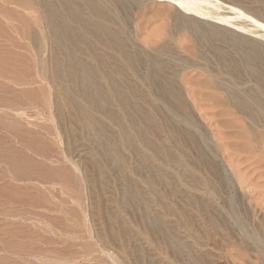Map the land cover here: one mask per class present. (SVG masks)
Returning <instances> with one entry per match:
<instances>
[{"label":"rangeland","instance_id":"rangeland-1","mask_svg":"<svg viewBox=\"0 0 264 264\" xmlns=\"http://www.w3.org/2000/svg\"><path fill=\"white\" fill-rule=\"evenodd\" d=\"M100 1L104 2L107 5V3H106L107 0H100ZM145 1H146V3H145ZM188 1L189 0H186L185 2H188ZM195 1L196 0H194V1L190 0V3L193 5V3ZM199 1H200V3L202 1L203 3H201L202 5L200 3L198 5L201 8L204 7L203 8L204 10L201 9V10H203V12L199 10L201 13L199 12L197 14V12H198L197 10L199 7L194 5L196 7V9L194 6H193L194 9H193L191 7L192 5L189 2L185 3L186 5L190 4L189 7L185 5L186 6L185 8H184V6H182V8H180L178 6V8H180V12L184 13V11H185V14H187V12L189 11L187 16H190V15L191 16L192 15L199 16V14L201 16H203V14H204V16H205V12H207L206 15H208V13L210 14L209 16L213 15L214 18L213 17H210V18L213 19L214 21L209 20V19H204V21L209 22V24H210V22L215 23L217 21L216 18L218 19V17L225 18L224 23L220 24V26H221V27H219V29L221 28L220 30H223L226 33H229L226 30L238 31V29H239V31L237 32L238 33L237 36H239V37L236 36L237 38L241 37L242 39L245 38L247 40H249V38H250L251 39V40H249L250 44L253 43L252 41H256V43L260 44L259 41H261L262 46H264V37H263L264 36V30H263L264 29V18L262 17V15H258L259 13L257 11H256L257 12V15H256L255 11H253L250 8L252 5L254 7V5L257 4L258 6L256 5L254 8L260 9L261 6L262 7L264 6L261 4V3H264L263 2L264 0L263 1L259 0L256 3H255V0H237V1L236 0H210L208 3L209 4L213 3V5H212L213 7L209 6L207 4V0H198L197 2H199ZM216 1H218V2L220 1V3L216 2ZM141 2H142V4H139V2L137 3L140 6L139 5L137 6V4L131 5L130 8L132 10L129 9L127 12H125L126 14L123 12V10H121L122 14L119 13L120 11L117 12L118 9L116 10V12L119 13V15H121V16H119L120 23H121V20L122 21L126 20L125 22H123L125 25L123 23L121 25H123V27L128 25L127 29L131 30V31H128L124 27L126 34L128 35V33H129L128 37H129L130 41H132V43L130 42L131 43L130 45L132 46V44H133L134 47L133 46L132 47L135 48V50H138V49H139L138 51L142 50L140 52L145 53V54H149L148 51H153V50L158 51V49H160V48L157 49V47H159V45L164 46L165 44L168 45L169 47H171L172 49H174V48H176L175 50L178 49V51H176L175 55L173 54L174 51L173 52H172V50L168 51V52L171 51L170 54L171 55L173 54L172 56H174L175 59H174V57L169 55L168 52L166 53L174 61H172V59L169 56L166 59H168L167 61H169L171 59V61L174 62V67H172V68H175V65L177 68V64H175V62L180 63L181 61L184 62V64L186 66L181 62L182 64L179 67L182 69H185L184 67L188 68V70H184L185 72H183L182 69L179 70L180 69L179 67H178L179 69L177 68L179 71L177 73L178 74L180 73L181 75L179 74L177 76L178 80H177V78H176V80L177 81L180 80V81L177 82L176 85L177 84L179 85V83H180V86H182V88H180V86L177 85V87H179L180 90L183 89V93H182V91L179 90L181 97L184 95V93H186L185 94L186 96H183L182 98L186 100L188 105H190L189 106L190 116L193 113H195L191 117H193V119L196 118L195 123L198 122L197 123L198 125L196 124L198 126V128L201 127V129L199 128L200 130H202L203 132L206 131V133L208 135L213 136V139L215 142L213 141V139H212V141L214 142V144L217 145L216 146L217 150H219L218 151L219 152L218 153L219 158H216V160L218 163H224L226 169L228 170V173L230 174L231 178H233L232 180L236 184V187H237L236 190H238L237 192L233 190V194L236 197L235 203L237 204L238 202H240L239 203L240 206H243L241 204V203H243L246 207L249 206L248 209L252 208V209H250V211H248V209H246L245 206H243L245 208H243V207L241 208L237 204V206L241 208V209L238 208V210L240 209V215L242 214L244 216L243 218H246L247 214L251 213L250 215L252 217L249 215L250 217L248 216L246 218V219H248V222L246 219H244L243 221L246 224L248 223L247 224L248 226H250V222H251V224H252L250 226L251 231L257 230L260 225H263V227H264V212H263L264 211V198H262L264 196H262V194H261V193L264 194V189H262V186L264 188V178H263L264 169H262L264 167L263 166V164H264V151H263L264 150V147H263L264 143L259 142L260 143V146H259V143L256 142L259 146L258 147L257 145H254L256 143L253 139H251V138H253L254 133L255 134L257 133V130H258V132H260V128L258 126H257L258 128L253 126L254 124L251 123L252 121H250L251 119H250V116H248L249 114L247 115V112L246 113L244 112L245 113V115H244L240 111H237L238 109L236 107H232V105L230 107L229 106L230 104H227L228 99H226V98H228L227 97L228 93H225L226 91L225 92L220 91L221 94L224 92V94H222L223 96H221L219 94V92H217L218 94L215 93L214 91L216 89H214V88H213L214 91H212L211 90L212 88L211 89L209 88L211 86V83H212L211 80L212 79L210 77L208 78L207 73L203 72L205 70H201L202 73L200 72L201 65L203 66V69L207 66L211 67L213 65L216 68V70H218V68H217L218 62H216L217 58H215L216 56L214 54L215 53L214 49H216V51H217V49H225V47H227V46H225V44L223 45L222 43H226L229 39H232V40H234V43L232 40H231V42L234 45V44L238 43L237 42L238 39L235 38V35H234L233 38L230 37L229 39H227L226 37L224 39L219 38L220 42H217V41H219L218 38L209 37V40L211 39L212 41H214V39L215 40L218 39L216 41L217 45H218L217 46L216 42L212 43L211 40L209 41L208 39H206L208 37H204L203 38L204 40H202V38H199L198 35H196L195 33H194L195 35L193 37V31L188 32V30L190 31V29H188V30L186 29L187 31L184 29H182L183 31L180 30V31H182V32H180L181 35L179 34V29L177 31L174 29L175 30L174 31L175 34H174V32L172 30L174 28L173 24H174L175 20L172 21L171 19L174 18V16L172 14H175V12L177 13L178 11L176 10L173 3L169 2V1H165V0H163V1L162 0H141ZM214 3L216 6L214 5ZM108 4H109V1H108ZM195 4H196V2H195ZM225 4L227 7L225 6ZM134 5H135V7H134ZM231 6H233V7H231ZM190 7H191V11H190ZM229 7L233 8V9L230 8L231 10H228ZM235 7L237 10H235ZM262 7H261V9H262ZM174 10H175V12H174ZM192 10H196L195 14H194V11L192 12ZM233 10L235 12L237 11L238 14L234 13ZM248 10H251V11H248ZM165 11H166V13H165ZM226 11H227V13H226ZM238 11H241V12L244 11L245 16H244V14H243V16H242V14H239ZM191 12H192V14H191ZM223 12H225V13H223ZM160 13H161V15H159ZM220 13H222V14H220ZM248 13L250 15L249 18H248ZM123 14H125V15H123ZM145 15H146V17H145ZM157 15H159V16H157ZM240 15H241V17H240ZM125 16H126V18H125ZM227 16H228V18L231 17L230 20L228 18H226ZM166 17H168V18H166ZM246 17L248 18V20L246 19ZM134 18H136V19H134ZM163 18H164V20H163ZM165 18L167 20L171 18L169 21L172 22L173 24H170V22L168 24V21H166ZM251 18H253L252 22L249 21V20H251ZM227 19L229 21H227ZM254 19L255 20L257 19L256 20L257 23ZM138 20L140 22H138ZM204 21H202V22H204ZM164 22H166V23H164ZM225 22L229 23V24L224 25V24H226ZM213 23H211V24H213ZM167 24H168V26H167ZM254 24H256V25L254 26ZM258 24L260 26H258ZM164 25H166V26H164ZM169 26L172 28H169V30L168 29L166 30V28H168ZM240 26H242L246 30V32H244L245 30L243 28H241ZM47 27L48 26H47L46 21L43 17L42 10L37 6V4L35 3V0H0V264H129V258L122 251V247H120V246H122V241L124 239L122 237H120V235L118 236V234L117 235L111 234L112 231H109L110 230L109 229L110 222H109L108 216L112 215L113 213H114L113 215H116L118 217H121L123 215L122 216L123 218H121V219H125L124 222H126V223H124V224L125 225L127 224L126 226L129 230L130 229L132 230V231L130 230L131 232L129 234V236H130L129 238H131L132 236H134V238H135V240H134L135 242L132 241L133 242L132 248L133 249H139L140 247H142L140 249H143L146 251L147 258L149 259L148 261H146V262H148V264H185V263L188 264L187 263L188 258L184 259V257L179 256V255H177L178 256L177 257L175 255L176 252L172 251L171 248L169 249L168 246H166L164 244L165 242L163 240V237L162 236L157 237L155 230H152L150 233L148 230H146L147 228L145 227L146 224L144 222V214H143V213H145V209L143 206L139 207L140 205H137L134 203V204H132V206L127 207L125 204L120 203V201H121L120 199H122L121 197L123 196V198H124V196H125L124 193H123L124 195L121 194L122 191L120 190V188L122 187L121 184L124 182H126L127 184L124 183L125 186L123 185L122 190L128 188L129 186H133V187L135 186L136 188H138L140 190V192H142L145 195V197L149 198L153 194L156 195V197H154V198L155 199L157 198L156 202L158 200L159 201L156 203L155 199H154L155 203H153L151 205L150 212L152 210L155 212V213L151 212V214H153L154 218L161 217L162 216L161 214H163L162 218H165L164 223H166L167 229L169 228L168 229L169 231H172V232L174 231L173 235L176 234L175 237L179 236L178 238L184 242H186V239H188L187 242L194 243L195 239L193 237L198 238L199 233H200V232H197V230L198 231H199V229L202 230L201 233H203L202 234L203 236L201 235V237H202L201 241H203L204 246H203V248H200V250H199V248L196 250H193V253H195V254H192V256H190V261L192 260L195 263L194 262L192 263V261H191L190 262L191 264H198L199 261L196 260V256L200 257V254H201V256L204 257V253L205 252L207 253V251H208V253L205 254V260H208V258H211V259H209L210 261L208 260L207 262L204 261L205 264L208 262L211 263V261H212L211 264H260V261L257 263V261L255 260L258 257L257 252H255L256 255H254V253H253L254 250L251 251V249L249 248V246L246 243H241V242H243V238H242L243 236L242 235H245L246 233L240 227H239V229H240L239 230L238 229L239 225H237V224H236L237 225V228H236L234 221L231 222L229 220L230 223L225 222L226 225L224 223L223 229L225 226H227V223H228V226H227V228L225 227L224 231L221 230L222 228L217 229V231H216V230H213L212 227L210 229L209 224H207L208 222L206 221L207 222L206 223L205 220L200 218V216H198L200 221L197 219V215H198L197 210H195L196 209L195 206H193L192 203H190V201L187 200V198L189 197V195H191L193 193H196L200 197L202 195V197L207 198V196L203 190H198V192L200 191L199 192L200 195H199L197 191L195 192L189 186H188V188H186V186L178 183L175 185V188L177 186L176 189H178V191L181 189V191H184L186 194H182L183 193L182 192L181 193L182 195L180 194L181 196L178 194L179 197L177 195H175V197H174V195L169 193V190L163 184H160L158 181H156V183L158 185L156 183H154V181H152V183L155 184V186L153 184L151 185L154 189L152 187L146 186L145 184L139 183V182H143L149 176L148 172H149V174H151V172L153 170H155V167L157 169L162 167V169L164 171H167L165 163L163 162L164 158H161V157H163L161 154H157L156 152L149 150L150 152H153V154L154 153L157 154V155H155L156 156V158H155V156H153L152 153H150L149 151H146L147 153L149 152L148 154L150 156L155 158V159L152 158V161L150 162L151 165L149 164L150 166H153V164H154V166L152 167L153 169L151 167H149V165H147L150 168V170H149V168H146L147 166H145L142 169H144L145 171L148 170L147 172H145L143 170L138 171V169L136 170V168H135V165L138 164V160H137V157L135 156L136 154H135L134 150L132 148H128V150L124 149L127 151L126 152L122 149V147H120V143H118V146L120 148L118 146L115 148H116V150L119 148V151L123 150V151H121L123 153L119 152V154L122 157V154L125 153V155H123V158H125L124 160H126V161H124L125 164L126 165L128 164L126 166L127 171L128 170L130 171L132 169L130 172L129 171L128 172H129V174H131V172L133 171V174H131V177H129L130 175L127 172V174H128L127 177H126V175L122 176L118 172L119 170L117 167H115V166L111 167V165L109 166L108 162H106L105 159H103L104 160L103 164H105V163H106V165L108 164V167H110V168L107 170V168H106L107 166L101 164L102 166H104L103 167L104 172L102 174V175H104V178L102 177L104 181L101 179L104 183H102V184H108V185H106V186L104 185V186H102L103 188L102 187L100 188V186L102 184L100 182L97 183L95 181L96 180V173L94 171L92 160H93V154H94L95 150L100 145L99 143H101V145H103L104 141L98 140V139H96L97 140L96 141L95 139H92L87 132L82 130V128H80L81 126H80L78 117L76 115H74L71 111H69L68 103L66 104L67 101L64 100L62 97H60L59 94H57L58 88H59L58 84H60V83L58 81L56 83V81H54L52 78V54H53L52 53L53 52L52 47H54V46L51 44L52 40L50 39V34H49ZM164 27H166V28H164ZM209 27H210V25H209ZM170 29H172V30H170ZM184 31H186V33ZM176 32L179 34V36H177L178 34ZM169 33L170 34L172 33L171 36L169 35ZM173 36H174L175 40L173 39ZM130 37H132L133 39ZM168 37L170 38V40H168L169 42L167 41V39H169ZM212 38H214V39H212ZM255 38H256V40H255ZM162 39L165 40L167 43H164L165 41L162 42ZM196 39H199V40H197L198 43H197V41H194ZM205 39L208 40V42ZM225 39H227V40H225ZM242 39H239V40H242ZM172 40H174V41H172ZM222 40H225V41L222 42ZM170 41H172V43ZM204 41H205V43H204ZM249 41L248 42L244 41L245 45L244 44L242 45L239 43L234 45V47L235 46L239 47L238 50L235 48L239 52V54H237L238 52H235V50L232 49L233 45L231 42H229L230 44L228 45V47L226 49H229V51H228L229 53H232L234 51L236 54L232 53V55H231V54L227 53V50L225 49L227 55H229L230 58H232L233 56L235 57V55H239V56H236L235 59H234V57L232 58L235 61H238L239 58L241 60L242 59L245 60L246 57H244V56H246L245 54H247V53L244 52V48H245L244 46L247 47L248 50L247 49H245V50H247V52L249 54V50H250ZM201 42H202V47L200 46ZM162 43H164V45ZM168 43H170V45L171 44L172 45L170 46ZM173 43H175L176 47L173 46ZM194 43H196V44H194ZM204 44H205V46H204ZM207 44H208V46H207ZM211 44H214L216 47L214 45L212 46ZM210 45H211V47H210ZM239 45L243 46V47L241 46V49L243 50V52L239 51V50H241ZM193 46H194V48L196 47V49H198V50L200 49L199 50L200 52L203 50L202 56H200L202 53L200 55L198 54L199 52L197 53L200 57H203V56L210 57L213 53L212 56H215V57H213L214 59L211 58L212 56L209 59H207V57L206 58L204 57V58H202V60H203L202 61V60H200L201 58L198 55H195V56L192 55L191 56V54H196L195 52L198 51V50H191ZM199 46L203 49H201ZM220 46H222V47H220ZM223 46H224V48H223ZM229 46H232V47H229ZM188 47H191V48H188ZM212 47H214V49ZM207 48H209V51H207L208 50ZM210 48H212V51H213L212 53H211ZM105 49L106 48L101 49V50L104 51ZM204 49L207 52H204ZM230 49H232V51ZM185 50H188V51L191 50V52L189 51V54H188L187 53L188 51L186 52ZM105 51L108 55L105 52H102V53H104L105 55H107L109 57L112 54L113 55L111 57L114 56V52L112 50L106 49ZM155 51H153L152 53H154ZM192 51H194V53H192ZM111 52H113V53H111ZM146 52H148V53H146ZM208 52H210L211 55ZM109 53H111V55ZM152 53H150V54H152ZM178 53H180V58H182V56H184L183 59H185L186 61L188 58L192 65L189 64L190 63L189 60L187 61L189 63H187L183 59H180L181 60L180 62L177 61V60H179V56H177L178 58L176 57V54L179 55ZM182 53L183 54L185 53L186 55H183ZM205 53H207L208 55H205ZM165 55H163V57ZM185 56H186V58H185ZM83 57L85 58L86 56H83ZM237 57H238V59H237ZM212 59L214 60V62ZM240 59H239V61H241ZM244 60H242L241 63H244L243 62ZM209 61L212 62L211 65H210ZM235 61H234V63L239 64V66L236 67V71H234L235 66H233L234 70L232 69L233 68L232 67L231 68L232 70L230 69L229 71H227L226 74L230 73L227 75V77H226L225 72H223L224 74L222 73L226 77V79L223 78L224 77L223 75L220 77V79L222 78V79L227 80V78H230L225 82H228V81L231 82V80H232L231 83H233L234 86L237 85L236 87H238V90L240 92L245 88L244 90H246V91L243 93H245L247 95V96L246 95L245 96L248 97L249 95H252L251 94L252 91H249L250 89L249 90H247V89L250 87L252 88V86L254 87L255 84H253L251 82V80H253L251 78V76H250V79H247V78H249V75L247 73L245 75V72L243 73L244 70L243 69L241 70L242 66L240 67V65H244V64H240L239 61L238 62H235ZM203 62L206 66L203 65ZM234 63H233V65H234ZM193 64L197 65V67L193 66ZM183 65H184V67H182ZM188 65H190L189 67H191L192 69H194V67H195L197 70L190 69L188 67ZM214 67L212 68V70H215ZM176 68L174 70L177 71ZM172 70L173 69H171L169 72L171 73ZM239 70H241L242 73ZM176 71H174V72L176 73ZM181 71H182V73H181ZM231 72H233V74H231ZM235 72H238V73L240 72V74L238 75V73H235ZM175 73H174V76L176 77L177 73H176V75H175ZM172 74H173V72H172ZM200 74H203L205 76V78H203L204 77L203 75L200 76ZM235 74L238 75L237 76L238 78L235 76ZM242 74L247 76L246 79L243 78L244 75H242ZM198 75L200 76V78ZM229 75L230 76L233 75V76L228 77ZM195 76H198V77L196 78ZM239 76L241 78H243L242 80L245 81L244 83L247 86L246 85L243 86L244 83L242 84L240 82L242 80L239 78ZM175 77H174V79H175ZM187 77H189V78H187ZM201 77H202V80L198 81L199 79H201ZM232 77L233 78L236 77L235 79L240 80V81H236L234 79V81H235V83H234ZM193 78H196L198 80L194 79V81H193ZM191 79H192V81H191ZM206 79H208V81ZM176 80H175V82H176ZM187 80L189 82L190 81L191 82L188 83ZM205 80L207 81V83L209 81L211 82V83H209V86L207 84V86H205V89H204V91H205L206 87H207V90L209 92L207 90L205 92L201 91V90H203L201 87L206 85V84L199 83L200 88L197 85L194 86V84H198V82H201V81H203V83L206 82ZM246 80L250 81L249 84H248V81H246ZM195 81H196V83H195ZM230 82H228V83H230ZM238 82H239V85H238ZM253 82H254V80H253ZM183 83H185V84H183ZM241 84H242V89L240 90L239 87H241ZM248 85H249V87H248ZM183 86L186 88H184ZM193 86L198 87L199 89L194 88ZM210 90L213 92V94ZM194 91H195V93H194ZM216 91H219V90H216ZM247 91L250 92L249 95L247 94ZM196 92H197V94H196ZM192 93H194V94H192ZM207 94L210 95L209 98H208ZM195 95H196V97L194 98ZM203 95H204V98H203ZM211 95H212V97H211ZM214 95H217V96L219 95V97L221 96L227 100L226 101L227 103H226L224 100H222L223 98L221 99V97H220V99H219V100H221V102L224 101L223 102L224 105L226 104L225 107L223 106V103H219L220 102L219 100H218L219 102L217 100L216 101L218 102L220 107L218 104H215V103H214L215 106H213L214 105L213 100L217 97V96H215V98H214ZM205 96L208 98V100L210 98H213V99H210L212 101L209 100V102H211V103H207V98L205 99ZM184 97H186V98H184ZM60 98H62L63 100H61ZM197 98H199L200 100ZM201 98H203V100ZM189 100H191V101L193 100L192 103ZM63 102L66 105L62 104ZM214 102H215V100H214ZM209 104H211V105H209ZM217 105H218V108L216 107ZM66 107H68V108H66ZM196 107H197V109H196ZM191 108H194V109H191ZM200 108H202V109H200ZM204 109H206V111ZM65 110H67L68 112H66ZM191 110H193V111H191ZM222 110L224 112H226V114H224L223 112H222L223 114L219 113V111L221 112ZM95 112L97 115L95 114ZM99 112L100 111H94V114L97 116V118H100V120L103 122V120H102L103 118H101L102 115ZM63 113L65 114V116L63 115ZM101 113H103V112H101ZM71 114L73 115V118H70V117H72ZM161 114L162 113L160 112L159 116ZM217 114L219 117L217 116ZM219 114H221V116ZM240 114H243V115H240ZM66 115H68V116H66ZM104 115L105 114L103 113V116ZM246 115H247V117H246ZM105 116H104V118L109 121L110 119L107 117V115H105ZM194 116H195V118H194ZM213 116H214V118H213ZM67 117H69L70 120H72V119L73 120L68 122L69 118L67 119ZM179 117H180L179 114L178 115L176 114L175 119L177 118V120H181L180 118H182V117H180V118ZM215 118H216V120H215ZM107 120H106V122H108ZM247 120H249L250 123ZM225 121H227V122H225ZM228 121H231L229 123L230 125H232L231 127L227 126ZM104 122H105V120H104ZM106 122H105V124H106ZM110 122L111 121H109V124L107 123V125H106V129H107L106 131H108L107 134L109 137H111L112 134H114L116 131H118L117 125L115 126L116 127L115 128L114 127L115 123L113 125V121H112L111 122L112 125H111ZM244 122L249 123V124L247 123L248 128L246 126L247 124H245ZM239 123L241 125H242V123H244L243 124L244 126H241ZM112 126H113V128H112ZM240 126L242 127L244 132L242 130H240L241 129ZM238 127H240L239 130L241 132L240 131L238 132V130H236V129H238ZM249 127L251 130L249 129ZM79 128H80V130H79ZM252 128H253V131H252ZM244 129H246L247 131ZM81 130H82V132H81ZM114 130H115V132H114ZM248 131H251L253 133V136H252V133L249 132L250 133L249 134ZM234 132L237 133L238 135H240L241 133L242 134L244 133L243 135H245V136L247 133V134H249V135H247L249 138L244 136L243 137L244 139H241V137H240V139L239 138L238 139L237 138L230 139L231 137L233 138L234 135H237V134H234ZM262 132L263 131L261 130V133ZM229 133L231 135L233 133V135L231 136ZM228 134H229L230 138L227 137ZM238 135L236 137H239ZM156 138L159 139V140H156L158 142L160 140H164L163 136H161V135H160V137L156 136ZM175 138H176V136H175ZM246 138H248V141ZM92 140H93V142H92ZM249 140L250 141L253 140V141L250 142ZM102 141H103V143H102ZM181 142L183 144L185 142L186 146H184L185 144L183 145ZM181 142H180V144H181L182 148H184V150L183 149L182 150L183 151L188 150L189 154L192 156L191 157L186 152L187 153L186 155L190 156V157L187 156L188 159L189 158L192 159L191 161L190 160L189 161L195 162V167L191 166L190 169L196 170V172L200 171V169H201L202 170V171H200L201 174H199L200 172L199 173L197 172V173L199 175L203 176L204 178H206V176H208V174L210 176V174H212V173H208L210 171L203 164L200 165L201 162L199 160H197L196 154L193 155V153H195V151L193 152L192 149L189 150L190 148L189 147H188L189 149L187 148L186 141H181ZM218 142H220V144ZM238 142H239V144H238ZM95 143H96V145H95ZM244 143H245V145H248L245 147V149L248 147L250 150V147H251L252 151H249L248 149L245 151V149L243 148V146H245V145H243ZM138 144H140V143H138ZM234 144H236V145L233 148L232 145L234 146ZM240 144H242L243 146ZM225 145H227V146H225ZM229 145H231V146H229ZM237 145H238V147H237ZM221 146H222V148H221ZM95 147H96V149H95ZM239 147H240V149H239ZM226 148L228 151H225ZM229 149H231V150H229ZM254 149H255V151H254ZM256 149H257V151L260 150L261 153H259L260 151L257 152ZM234 150H237V151L239 150L240 152L239 151L236 152ZM130 151H132V152H130ZM247 151L250 154H247ZM191 152H193V153H191ZM251 152H253V155ZM254 152L257 154H255ZM133 154H135V155H133ZM179 154H181V153H179ZM229 154H231V155L229 156ZM194 156H196V157H194ZM252 156H256V158H253ZM260 157H261V159L262 158L263 159L260 160ZM100 159L102 160V158H100ZM134 159H136V160H134ZM256 159L261 161L260 162L261 165L259 163V165H260L259 169H258L259 165L256 164L257 165L256 166L254 164ZM101 160H100V162H101ZM153 160H155L154 163H153ZM136 161H137V163H136ZM246 161L249 163L247 164ZM252 161H254V162H252ZM196 163L198 165H196ZM239 164H241V166ZM252 164H254L256 167L254 166V168H253L251 166ZM129 166L131 169L129 168ZM261 166H263V167H261ZM136 167H137V165H136ZM165 168H166V170H165ZM235 168H236V170H235ZM115 169H117V170H115ZM255 169L257 170L256 174H255ZM237 170H238V172H237ZM134 171H136V172H134ZM105 172H107V173L105 174ZM139 172L141 174H139ZM143 172H144V174H142ZM202 172H205V173L202 175ZM117 173H119V174H117ZM258 173H260V174H258ZM143 175H145L144 177H146V178H142ZM204 175H206V176H204ZM212 175L210 177L211 180L213 177ZM260 175L262 177L261 179H260ZM121 176L123 177V179L125 177V180H123L121 178ZM170 177H173V175L171 176V174H170ZM251 177H252V179H251ZM129 178L132 181L131 183H133L132 185L130 182L128 183ZM210 178L208 177L209 180H210ZM243 178H245L246 181ZM105 179H106L107 183L105 182ZM126 179H127V181H126ZM142 179H144V180H142ZM256 179H258V180L260 179V181H258V180L256 181ZM121 180L124 182H122ZM214 180L215 179L213 177V181ZM134 182L136 183L135 185H134ZM248 182H252L250 184L253 185V188L251 187L252 185L250 186V184H248ZM137 183L140 185H138ZM243 183H245V184H243ZM260 183H261V185H260ZM95 184H98V185H95ZM159 184H160V186H159ZM241 184L243 185L242 187H241ZM254 184L255 185L258 184V186H255L256 187L255 188ZM141 185H144V186H141ZM248 185H249V187H248ZM95 186H97V187L99 186V187L97 188ZM178 186L179 187L181 186L182 188L179 189ZM183 187L185 188V190L183 189ZM156 188H159V191ZM165 189H167V190L163 191ZM148 190H150V191H148ZM151 190H153V191H151ZM252 190L255 191V193ZM154 191L155 192L158 191L159 193L158 192L155 193ZM181 191H179V192H181ZM191 191H193V192H191ZM124 192H126V191L124 190ZM150 192L152 194H150ZM250 192H251V194H250ZM221 193L222 192L220 191L219 194H221ZM161 194H163V196ZM165 194L167 197L166 199H165ZM203 194H205V196ZM219 194L216 195V197H215L216 199L214 198L215 200L213 199L214 202L213 201H211V202L213 204L215 203L217 205L216 207L218 209L223 207L222 213H223V215H225L224 218H226V220H228L229 218H231L230 215H228L229 211L225 207V205L222 204V203H224L221 200V199H224L222 197L223 194H221L220 196H219ZM237 194L240 197H244V198H240ZM168 195L170 197V199H169L170 201L167 200ZM256 195H258V196H256ZM161 197L162 198L164 197V199L160 200ZM182 198H184V199H182ZM253 199L255 202L253 201ZM164 200H166L168 202H164ZM183 200H184V202H183ZM185 201L189 205H187L185 203ZM187 201H189V203ZM260 201H263V202H260ZM123 202H124V200H123ZM160 202H162V203H160ZM256 202H258V203L260 202L259 205ZM121 204H123V205H121ZM162 204H164V206H162ZM165 204L166 205L172 204V207L175 208V210L184 209L183 207L186 205L185 206L186 210L190 212L189 213V219L187 217V219L189 221H187V222L189 223L191 220H193L192 222H190L191 223L190 225H192L194 223L193 228H189L190 230L192 229L191 232L193 234L191 233L189 235L190 231H185L184 227H183V229H179V227H181V226L178 225L180 223H179L178 218L175 217V215H174V217L176 219L170 216L172 214L168 215V216H170V218L166 217L167 211L165 209L166 208ZM261 204H263V205H261ZM124 205H125V208H124ZM134 205H137V206H134ZM122 206H123V208H122ZM176 206H177V209H176ZM178 206H180V207L178 208ZM135 207L138 208L139 212H138L137 208H136L137 211L135 210ZM163 207H164V209H163ZM192 207L194 208V211L197 213V215L193 211V209H191ZM254 207H256L257 209ZM139 208H141V209H139ZM124 209L126 210V212L123 211ZM132 210H133V212H131ZM164 210H165V212H163ZM255 210H256V213H255ZM242 211L245 212L246 214H243ZM127 212H129V213H127ZM260 213H261V215H260ZM157 214H160L161 216H159V215L157 216ZM194 215H195V217H194ZM106 217H107L108 221H107ZM255 217H256V219H254ZM250 218L253 220H251ZM194 219L196 220V222H194ZM176 221H178V222L176 223ZM197 221H199V222H197ZM168 222H170L171 225ZM201 222H203V224ZM256 222H257V224H256ZM259 222L262 224L259 225ZM230 224H231V227L234 229V231L232 230L231 227H229ZM253 224H255V225L253 226ZM167 225H170V226H167ZM190 225H189V227H190ZM197 225H199L200 227L198 226L196 228L195 226H197ZM201 226L203 227V229H205L207 226L208 229L207 228L206 229L208 231H209V229H210V231L212 230V232H210V231L208 232L209 233L208 236L212 235L213 231L214 232L216 231V233H214L213 236L217 235V236H215L217 239L214 237V239H216V240H213L212 236H210V237H212L211 239H210V237H207V235H206V234H208L206 232L207 230H203L201 228ZM256 226H257V228H256ZM174 227H175V229H173ZM228 227L231 228V230ZM228 229L230 230L231 233H232V231L235 232L236 234H234V233L233 234L236 235V237L232 234L233 239L231 237L229 238V235L231 236V234L229 232L225 231V230L229 231ZM156 231H158V230H156ZM193 231H195V232H193ZM218 231L219 232L222 231V233L226 232L227 234L229 233L228 235L223 233L227 237L224 235V237H222V238L223 239L228 238L227 241L228 240H230V241L227 242L226 239H224V241H222V238H221V240H219V238L221 236L219 234L221 232L219 233ZM239 231L240 232L243 231V232H241V237H240L241 239L239 238V234H240ZM172 232H171V234H172ZM132 233H133V235H132ZM184 233L188 234V235H185ZM157 234H158V232H157ZM110 235L112 238L110 237ZM184 235H185V237H184ZM204 235H206V236H204ZM182 237H184L185 240ZM189 237H192V238H190V241H189ZM206 237L208 240L206 239ZM113 238L116 241H118L119 239L120 240H119V242H115V240L112 241ZM134 238H131V240H133ZM234 238H238V239H234ZM121 239H122V241H121ZM126 239H128V238H126ZM191 239L193 241H191ZM199 239H201V238H199ZM203 239L204 240L206 239V240L204 241ZM160 240H162V241H160ZM217 240H219L221 242L220 243L218 241V243H215V246L218 245L217 247H215L214 244H212V246L210 244L208 245V243H210V241L212 243H214L215 241L217 242ZM234 240L236 242H234ZM237 240H242V241L238 242ZM137 242H138V244H137ZM205 243H206V245H205ZM219 243H220V246H219ZM222 243L224 244V247H223ZM228 243H232V244L237 243V244H239V247H240V245L241 246L243 245V247H240V249H238L239 247L236 248L235 246H231L230 244L228 245ZM162 244H164L165 246ZM225 246H227V248ZM245 246H247L246 247L247 249H245ZM213 247H215V248H213ZM218 247H220V250ZM241 248H243V249H241ZM202 249H204V250H202ZM170 250H171V252H170ZM241 250H242V252H241ZM243 250L244 251L247 250V251L243 252ZM248 250H250V251L248 252ZM197 251H198V253H197ZM172 252L173 253L175 252L174 255ZM199 252H200V254H199ZM237 253H239L241 255L238 254L239 255L238 256ZM208 254H210V255L208 256ZM171 255H173V257ZM194 255H196V256L193 259ZM207 256H208V258L206 259ZM255 256H257V257L255 258ZM174 257L175 258L177 257L178 260H176ZM180 258H182L184 260V262L180 261V260H182ZM258 260H259V258H258ZM144 262L142 261V263H141L140 261H138V264H143ZM201 263H199V264H201Z\"/></svg>","mask_w":264,"mask_h":264},{"label":"bare ground","instance_id":"bare-ground-1","mask_svg":"<svg viewBox=\"0 0 264 264\" xmlns=\"http://www.w3.org/2000/svg\"><path fill=\"white\" fill-rule=\"evenodd\" d=\"M108 1H109V4H108ZM165 1H169V2L173 3V5L175 6L176 10L178 11L176 13L175 10H174V12H175L176 15L175 14H172L174 16V18H172V19L170 18L172 21L175 20L174 21V24L169 21L170 19H168V20L166 19L168 17L165 18V20L168 21V24H169V22H170V24H173V27H174L173 30L170 29L173 32L175 30L177 31L179 29V34H180V32L183 31L182 29H184V30L190 29V31L188 30V32H192L193 31V37L196 34V35H198L199 38H202V40H204L203 39L204 37H208V38H206L208 40H209V37H215V38H218V39L219 38L224 39L225 37L227 39H229L230 37L233 38L234 35H235V38L239 37V36H237L238 35L237 32L239 31V29H238V31H235V30H226L229 33H226L225 31L220 30L221 28L219 29V27H221L220 24L224 23L225 18L218 17V19L216 18L217 21L215 20L216 21L215 23L210 22V24H209V22L204 21V19L213 20V19L210 18V17H213V15L212 16H209L210 15L209 13H208V15H206L207 12H205V11H204L205 12V16H204V14H203V16H201L200 14H199V16H196V15L187 16V14H188L189 11L188 12L186 11L187 14H185V11H184V13L183 12H180V8H182V6H184V8L186 6H188V7L190 6V4H191L190 3V0L188 1L190 4H187V5L185 4V3H188V2H185L186 0H165ZM197 1L198 0L195 1L197 5L194 2L193 5L191 4L192 5L191 7L194 9L195 6H198L200 8V9L198 8V10H197L198 11L197 14H198L200 11L203 12V10H204L203 8L204 7L201 8L198 5L200 3V1L199 2H197ZM209 1L210 0H207V4L209 6H212L213 3H210L211 4L210 5L208 3ZM257 1H259V0H255V3ZM261 1H263V0H261ZM138 2H139V4H142L141 0H107V2H106L107 5L104 2L100 1V0H98V1L97 0H35V3L37 4V6L42 10L43 17H44V19L46 21V24L48 26L47 28H48V31H49V34H50V39L52 40V43L51 44L54 46V47H52L53 48L52 49L53 50V52H52L53 53L52 54V78H53L54 81H56V83H57V81L60 83V84H58L59 88H58V93L57 94H59L60 97H62L64 100L67 101L66 104L68 103L69 111H71L74 115H76L78 117V120H79V123H80V126H81L80 128H82V130H84L85 132H87L92 139H95V140L98 139V140H103L104 141V144L103 145H101V143H99L100 144V145L98 144L99 147L97 149L95 147L96 150H95V152L93 154V160H92L93 163L92 164H93V167H94V171L96 173V180L95 179L94 180L97 183L98 182H100L101 184L104 183L103 182L104 181L103 180L104 175H102L103 172H104L103 171V167L104 166H102V165H106V163L103 164L104 163L103 162L104 161L103 159H105V161L108 162L109 166L111 165V167L112 166L117 167L118 170H119L118 172L120 173V175H122V176H125L126 175V177H127V175L129 174V172L132 169L129 166V168L131 170L130 171L128 170L129 172L127 171V167L126 166L128 164L127 165L125 164L124 161H126V160H124L125 158H123V155H125V153L122 154V157L119 154V152L123 151L124 149H127L128 150V148H132L134 150V152H135L136 155L135 154H133V155H135L137 157V160H138V164H136L137 167H136L135 164L134 165H135L136 170L138 169V171L139 170L145 171L142 168H144L145 166L149 165L150 162L152 161V158L153 159L156 158L155 155L161 154L163 157H161V156L160 157L161 158H164V161L163 162L165 163V166L167 168V171H164L162 169V167L161 168H158L159 170L155 167V170H153L151 172V174H149V172H148V175L149 176L147 178L144 177L145 175H143L142 178H146V179L145 180L142 179L144 181L143 182H139V183H142V184H145L146 186L152 187L151 186L153 184L152 181H154V183H156V181H158L160 184H163L169 190V193H171L172 195H174V197H175V195H177L179 197V195L182 192H183L182 194H186L184 191H181V189H180V188H182L181 186L180 187L178 186L179 189H180L179 191H181V192H179L178 189H176L177 186L175 188V185L178 184V183L186 186V188H188V186H189L195 192L196 191L198 192V190H203L205 192L207 198L202 197V195L200 197L196 193H193V194L189 195V197L187 198V200H189L190 203H192V205L195 206V208H196L195 210H197L198 215L194 211V208L193 207L191 208L196 213L197 219L199 220L198 216H200L201 219L205 220V222L206 221L208 222V223L207 222L206 223L209 224L210 229L212 227L213 230H216V231H217V229H220V228H222L221 230L224 231L225 227L227 228V226H228V223H227V226H225L224 229H223L224 223L225 222H229V220L231 222L234 221L235 222V225L236 224L239 225L238 226V229L240 227L246 233L245 235H242L243 236L242 237L243 238V242H241L242 240H237V241L238 242H241V243H246L249 246V248L251 249V251L254 250V252H253L254 255H256L255 252H257L258 257L255 256V258L257 257L255 260L257 261V263L260 261V264H264V227H263V225H260L262 223L259 222V225H260L259 228L257 230H255V231H251L250 230V226L252 225L251 222L249 221L250 222V226H248L247 225L248 223L246 224L243 221L251 213L250 214H247V217L246 218H243L244 216L242 214H241L242 216L240 215V209L243 206H245V205L243 203H241L243 206H240V204H239L240 202H238L237 204L241 207L240 208L235 203L236 197L233 194V190L236 191V192L238 190H236V188H237L236 187V184L232 180L233 178H231V176L228 173V170L226 169L224 163H218L217 160H216V158H219V156H218V153H219L218 151L219 150H217V147H216L217 145L214 144L215 141L213 139V136L208 135L206 133V131L203 132L202 130H200L201 127H199L200 129L198 128V126H197L198 125L197 124L198 122L195 123V120H196L195 116H194L195 119H193V117H191L195 113L192 112L193 114L190 116V108H189L190 105H188V103L186 102V100L182 98L183 96H186L185 95L186 93H184V95L182 94L183 96L181 97L180 91H182V93H183V89L180 90V88H182V86H180V83H179V85L177 84L178 86H180V88L177 87V85H176V83L180 81V80L177 81L178 80L177 76L180 74V73L179 74L177 73V72H179L178 71V69L180 68L179 66H181L182 63L184 64V62H182L180 59H183L184 56L181 55L182 58H180V53H178L179 55L176 54V57L179 56V60H177V61H179V62L181 61L182 62V63L181 62L180 63H176L175 62V64H177V68L179 67L177 69L176 68V65H175V68L177 69V71H176V70H174L175 68H172V67H174V62H172V61H174V60L169 56V55H171L170 54L171 51L170 52H168V51L169 50H172V52L174 51L173 54L175 55V53H176V51H178V49L175 50L176 48L172 49L168 45H166V44L164 45V43H167L165 40L162 39V42L165 41L164 43H162L164 46L159 45V47H157V49L158 48H160V49H158V51L156 50L157 52L155 50H153V51H155L154 53H152L153 51H148L149 54L141 53L140 51H142V50H140V51H138L139 49L138 50H135V48H133L134 45L132 44L133 47L130 45L132 43V41H130V39L128 37L129 36V33L127 35L126 32H125V30H124L125 28L127 29V26L128 25L124 26L125 28L123 27V25H121L126 20L125 21H122L121 20V23H120L119 16H121V15H119V13L122 14L121 10H123L124 13L127 12L129 9L132 10L130 8V6L133 5V4H137ZM216 2H218V1H216ZM145 3H146V1H145ZM201 3H203V2L201 1ZM218 3H220V1ZM139 4H137V6ZM261 4L264 5V3H261ZM214 5H215V3H214ZM256 5H254V7ZM178 6L180 8H178ZM225 6H226V4H225ZM134 7H135V5H134ZM191 7H190V11H191ZM231 7H233V6H231ZM231 7H229L228 10L233 9ZM254 7L252 5L250 8L253 11H255L256 15H257V12H258L259 13L258 15H262V17L264 18V8H263L264 6L263 7L261 6L262 9H261V7H260V9L258 8L259 10L257 8H254ZM195 9H196V7H195ZM201 9H203V10H201ZM116 10H117V12L118 11H120V12L117 13ZM235 10H237L236 7H235ZM193 11H194V14H195V11L196 10H192V12ZM248 11H251V10H248ZM192 12H191V14H192ZM238 12H239V14H242V16H243V14L245 16L244 11L243 12L238 11ZM165 13H166V11H165ZM223 13H225V12H223ZM226 13H227V11H226ZM234 13H237V11L236 12L234 11ZM125 14H123V15H125ZM220 14H222V13H220ZM159 15H161V13ZM159 15H157V16H159ZM145 17H146V15H145ZM240 17H241V15H240ZM249 17H250V15L248 13V18ZM125 18H126V16H125ZM226 18H228V16ZM230 18H228V19L230 20ZM248 18L246 17L247 20H248ZM134 19H136V18H134ZM228 19H227V21H229ZM252 19L253 18H251V20H249V21L252 22ZM163 20H164V18H163ZM202 21H204V22H202ZM138 22H140V21L138 20ZM164 23H166V22H164ZM211 23H213L214 25L211 24ZM256 23H257V21H256ZM168 24H167V26H168ZM227 24H229V23H226L224 25H227ZM209 25H210L211 28L209 27ZM255 25L256 24H254V26ZM164 26H166V25H164ZM170 26L168 28H166V27H164V28H166V30L167 29L169 30V28H172ZM258 26H260V25L258 24ZM240 27L243 28L242 26H240ZM180 30H182V31H180ZM128 31H131V30H128ZM186 31H184V32L186 33ZM244 32H246V30ZM171 34L169 33L170 36H171ZM174 34H175V32H174ZM179 34L177 36H179ZM174 36H173V39L175 40ZM130 38H132V37H130ZM212 39H214V38H212ZM218 39H216V40L214 39V41H212L211 39L210 40L213 43V42H216ZM227 39H225V40H227ZM237 39H236L237 42L239 44H242V45L244 44V41L248 42L249 40H251L250 38H249V40H247L245 38L242 39L241 37L240 38H237ZM239 39H242V40H239ZM168 40H170V38L167 39V41ZM174 40H172V41H174ZM197 40H199V39H196L194 41H197ZM208 40H206V41L208 42ZM225 40H222V42L225 41ZM229 40L228 41L231 42L232 39H229ZM255 40H256V38H255ZM172 41H170V42L172 43ZM228 41L226 43H222V44L223 45L225 44V46L228 47V45L230 44ZM232 41L234 43V40H232ZM217 42H220V39ZM217 42H216V45H217ZM252 42L253 43L250 44V41H249V48H250L249 54L247 52V50H248L247 47L244 46L245 47L244 48V52L247 53V54H245L246 56H244V57H246L245 60L242 59V60H244L243 61L244 63H241L242 60L239 58L241 60V61H239V59L237 57V59L240 62V64H244V65H240V67L242 66L241 70L242 69L244 70L243 73L245 72V75H246V73L249 75V78H247V79H250V76H251V78L255 82L254 83L253 80H251V82L253 84H255L254 87L251 85L252 88L251 87L248 88V89L246 88L247 90L250 89L249 91H252V93H251L252 95H249L250 92L247 91V94L250 96V97L248 96L249 98L246 97L247 95L245 93H243V92L246 91V90H244L245 88L240 92L238 90V87H236L237 85L234 86L233 83H231L232 80H231V82L228 81L230 83L225 82L228 79H230V78H227V80H225L226 77H227V75L230 74V73L226 74L227 71H229L233 66H235V70H234V67L232 69L234 71H236V67L239 66V64L234 63V61H235L234 59L236 58V56H239V55H235V57L233 56L234 59H232L233 57L230 58L229 55H227V53H229L228 52L229 49H226L227 47H225V49L227 50V53H226V50L225 49H217V51H216V49H214V47H212L214 49V52H215L214 54H215L216 57L215 56H212L213 55L212 48H210L212 55H211L210 52H208L212 56V57L210 56L211 58H213V57L217 58V60L216 59L215 60H216V62H218V67L215 64L214 65L218 68V70H216V68L213 65L212 66L214 67V69L216 71L215 70H212V68H213L212 66L211 67L210 66L205 67L206 65L204 64V62H203V65H205L204 66L205 68L203 69V66L202 65L200 67V72L202 73L201 70H205L203 72L207 73L208 78L210 77L212 79L211 80L212 83L210 81L207 83L208 79H206L207 81L205 80L206 82H204V83H203V81L198 82V81L202 80V77L204 76L203 74H200V76L201 75H203V76L199 80L196 79L199 75L198 76H195L196 78H193V81H194V79H196V80H198L197 81L198 84L199 83L206 84V85H204V86L201 87L203 89L201 91H203V92H205L207 90V87H206V90L204 91L205 86H207V84L209 86V83H211V86L209 88L210 89L212 88L211 89L212 91H214L213 88L216 89V90H219V91H216L215 90L214 92L215 93L219 92V94L221 96H223L222 94H224V92L226 91L225 93H228V96L226 95L228 97V98H226V99H228V101L226 99H224L223 97L220 96L221 99L223 98L222 100H224L225 102L227 101L228 103L227 102L226 103L227 104H230L229 105L230 107H231V105H232V107H236L238 109L237 111H240L244 115H245L246 112H247V115L249 114L248 116H250V119H251L250 121H252L251 123L254 124L253 126L254 127H257L258 126L260 128V132H258V130H257V133L256 134L254 133V136H253V133L251 131H248V133L249 132L252 133L253 138H251V139H253L255 141V143L256 142H258V143L259 142H263L264 143V46H262L261 41H259L260 44L259 43H256V41H252ZM197 43H198V41H197ZM204 43H205V41H204ZM233 43H232V45H233ZM238 43H236V44H238ZM168 44L170 45V43H168ZM194 44H196V43H194ZM236 44H234V45H236ZM211 45L213 46L214 44H211ZM211 45H210V47H211ZM234 45H233V47L232 46H229V47H232V49H234L235 52H238L237 50H238L239 47H236V46L234 47ZM242 45H239L240 46V49H241V46ZM173 46H175V43H173ZM200 46L202 47V42H201V45ZM204 46H205V44H204ZM207 46H208V44H207ZM220 47H222V46H220ZM104 48H106L108 50H112L114 52V56L111 57L113 55V54L111 55V53H113V52L109 53L111 55L110 57L107 56L108 54L105 51L106 49L104 51L101 50V49H104ZM188 48H191V47H188ZM223 48H224V46H223ZM201 49H203V48H201ZM205 49H204V52L209 51V48H207L208 49L207 51ZM232 49H230V50L232 51ZM245 49H247V50H245ZM191 50H198V49H196V47L194 48V46H193ZM191 50H189V51L191 52ZM199 50L197 52H195L196 54H191L190 53L191 56L192 55L195 56V55H198V54L200 55L203 50L201 52ZM185 51L187 52L188 50H185ZM189 51L187 52L188 54H189ZM239 51L240 52H243L242 49L239 50ZM102 52H105L107 55H105ZM148 52H146V53H148ZM167 52H168L169 55L166 54ZM235 52L233 51L232 53L233 54H236ZM150 53H152V54H150ZM192 53H194V51H192ZM232 53H229V54L232 55ZM237 54H239V52ZM163 55H165V56L163 57ZM183 55H186V54L184 53ZM202 55H203V53L200 56H202ZM205 55H208V54L205 53ZM83 56H86L88 59L86 57L84 58ZM168 56L172 59V61H171L170 58H169L170 60L167 61L168 59H166V58ZM172 57H174V56H172ZM204 57L205 56L200 57L201 58L200 60H202V58H204ZM210 57H207V59H209ZM185 58H186V56H185ZM174 59H175V57H174ZM183 60L186 61L185 59H183ZM188 60L189 59L187 58V61ZM238 61H235V62H238ZM189 62H190V60H189ZM189 62H187V63H189ZM213 62H214V60H213ZM209 63L211 65L212 62L209 61ZM233 63H234V65H233ZM189 64L192 65L191 62ZM184 65L182 67H184ZM190 65H188V67ZM193 66H196L197 67V65H195V64H193ZM184 68L185 69L180 68L179 70L182 69L183 72H185L184 70H188V68H186V67H184ZM189 68L192 69L191 67H189ZM171 69H173L174 71H176L177 75H176V73L173 70L170 73L169 71ZM194 69L197 70L195 67H194ZM194 69H192V70H194ZM241 70H239V71H241ZM172 72H173V74H172ZM223 72H225L226 77L223 75L224 74ZM174 73H175L176 77L174 76ZM181 73H182V71H181ZM235 73H238V72H235ZM241 73H242V71H241ZM231 74H233V72H231ZM239 74H240V72L238 73V75ZM222 75L224 76L223 78H225V79H222V78L220 79V77ZM238 75L235 74L236 77ZM242 75H244V74H242ZM245 75H244L243 78L246 79L247 76H245ZM200 76H199V78H200ZM231 76H233V75H231ZM231 76L229 75L228 77H231ZM174 77H175V79H174ZM189 77H187V78H189ZM176 78H177V80H176ZM203 78H205V76ZM235 78H233V81H234ZM239 78L241 80L243 79L240 76H239ZM175 80H176V82H175ZM191 81H192V79H191ZM236 81H240V80H236ZM242 81H240V82L243 84L245 81L244 80H242ZM246 81H248V80H246ZM190 82L188 81V83H190ZM249 82L250 81H248V84H249ZM195 83H196V81H195ZM234 83H235V81H234ZM183 84H185V83H183ZM198 84H194V86L197 85L199 87L200 84L199 85ZM242 84H241V87H239L240 90L242 89ZM238 85H239V82H238ZM244 85H246V84L244 83L243 86ZM198 87H194V88H198ZM248 87H249V85H248ZM184 88H186V87H184ZM220 91L221 92L224 91V92L221 94ZM194 93H195V91H194ZM194 93H192V94H194ZM196 94H197V92H196ZM212 94H213V92H212ZM206 96H205V99L207 98ZM215 96H217V95H214V98H215ZM195 97H196V95L194 96V98ZM209 97H210V95H208V98ZM211 97H212V95H211ZM220 97L218 95L214 99L215 102L213 100V104L214 103L215 104H218L219 101H220L219 103H223L224 101L221 102V100H219ZM62 98H60V99L63 100ZM184 98H186V97H184ZM203 98H204V95H203ZM203 98H201V99L203 100ZM208 98H207V103H211V102H209V100L210 99H213V98H210L209 100H208ZM197 99H199V98H197ZM216 100L217 101L219 100V101L217 102ZM189 101H191V100H189ZM192 101H191V103H192ZM210 101H212V100H210ZM64 102L62 104L66 105ZM215 104L213 106H215ZM209 105H211V104H209ZM218 105L216 106L217 108H218ZM225 105L223 103V106L224 107H225ZM68 107H66V108H68ZM219 107H220V105H219ZM191 109H194V108H191ZM196 109H197V107H196ZM200 109H202V108H200ZM67 110H65V111L68 112ZM204 110L206 111V109H204ZM94 111H100L99 113L102 115L101 118H103L102 119L103 122H104V120L106 122L107 119H105L104 116L107 115V117L110 119L109 121H111V122L113 121V125L115 123L114 127L117 125L118 131L115 132V130H116L115 129L116 127H115L114 128L115 129L114 130L115 133L112 134L111 137H109L108 134H107L108 131H106L107 130L106 129V125H107V123L109 124V121L107 120L108 122H106V124H105V122L103 123L100 120V118H97V116H96L97 114L95 112V114H96L95 115L94 114ZM191 111H193V110H191ZM101 112H103L105 115L103 116V113H101ZM160 112L162 114L159 116V113ZM222 112L224 114H226V112H224L223 110L221 112L219 111V113H222ZM176 114L177 115L179 114V116L182 117V118L179 117L181 120H177V118L175 119ZM243 114H240V115H243ZM63 115L65 116L64 113H63ZM68 115H66V116H68ZM219 115L221 116V114H219ZM247 115H246V117H247ZM71 116L72 117H70V118H73V115L72 114H71ZM217 116H218V114H217ZM68 118L69 117H67V119ZM70 118H69L68 122L73 120V119L70 120ZM213 118H214V116H213ZM216 118H215V120H216ZM247 121H249V120H247ZM250 121H249V123H250ZM111 122H110V124H111ZM225 122H227V121H225ZM230 122L231 121H228V125H227L228 127H231L232 126V125L229 124ZM244 123H242V125L241 124L240 125L241 126H244L243 125ZM247 123L248 122H246L245 124H247ZM248 124L246 125L247 128H248ZM240 127H238V129H236V130H238V132L240 130L243 131L242 127L239 130ZM80 128H79V130H80ZM112 128H113V126H112ZM246 129H244V130H246ZM249 129H250V127H249ZM82 130H81V132H82ZM261 130L263 131L262 133H261ZM252 131H253V128H252ZM229 134H228L227 137H229ZM234 134H237V133L234 132ZM243 134L241 133L240 134L241 136L237 134L239 137H236L237 135H234L233 138L232 137L231 138L229 137V138L230 139H234V138H237V139L239 138L240 139V137H241V139H244L243 137L245 135H243ZM249 134L246 133V136L245 137H248L247 135H249ZM160 135L163 136L164 140H160L158 142L156 140H159V139L156 138V136L157 137H160ZM232 135H233V133H232ZM175 136H176L177 139L175 138ZM248 138H246L247 141H248ZM212 139H213L214 142L212 141ZM103 141H102V143H103ZM181 141H186L187 148L189 147L190 148V149L188 148L189 150L192 149L193 152L195 151V153H193V152H191V153H193V155L196 154L197 157L196 156H194V157H196L197 160H199L201 162L200 165L203 164L210 171V172H208V171L207 172L208 173H212L213 175L212 174H210V176H209V174H208V176L204 175V176H206V178H207L206 179L203 176L199 175V174H201V172H200V171H202L201 169H200V171H197L198 173L200 172L199 174L196 172V170H191L190 169L191 166L195 167V162H190L192 159H190V158L188 159V157H187L190 154H189L188 150L183 151L184 148H182V146L180 144ZM252 141H250V142H252ZM92 142H93V140H92ZM118 143H120V147H122L123 150L119 151V148L120 147L118 146ZM138 143H140V144H138ZM218 143L220 144V142H218ZM184 144H185V142H184ZM238 144H239V142H238ZM95 145H96V143H95ZM235 145L236 144H234V146L232 145V147L234 148ZM240 145H242V144H240ZM243 145H245V143ZM254 145H257L258 146L257 143L254 144ZM117 146L119 148L116 150L115 147H117ZM184 146H186V144ZM225 146H227V145H225ZM229 146H231V145H229ZM246 146H248V145L243 146V148L245 149ZM259 146H260V143H259ZM237 147H238V145H237ZM221 148H222V146H221ZM239 149H240V147H239ZM247 149L249 150V148L247 147L245 149V151ZM149 150L150 151L152 150V151L156 152L157 154H155V153L153 154V152H150ZM229 150H231V149H229ZM124 151H126V150H124ZM146 151H149L150 153H152V155L155 156V158L152 157V156H150L148 154L149 152L147 153ZM225 151H228L227 148L225 149ZM234 151L238 152L239 150L238 151L237 150H234ZM249 151H252V148L251 147H250V150ZM254 151H255V149H254ZM256 151H257V149H256ZM259 151H257V152H259ZM130 152H132V151H130ZM178 152L181 153V154H179ZM186 152L189 155H186L187 154ZM121 153H123V152H121ZM251 153L253 155V152H251ZM259 153H261V151ZM247 154H250V153H248V151H247ZM255 154H257V153H255ZM230 155L231 154H229V156ZM256 156H252V157L253 158H256ZM100 158H102V160ZM262 159L260 157V160H262ZM100 160H101V162H100ZM134 160H136V159H134ZM260 160L256 159L255 162L254 161H252V162H254L255 165L256 164L259 165V163L261 162ZM154 161L155 160H153V163H154ZM136 163H137V161H136ZM248 163L249 162H247V164ZM108 164L106 165L107 166L106 167L107 170L110 168V167H108ZM254 164L251 165L253 168L255 166ZM150 165H149V167H151V168L154 166V164H153V166H150ZM196 165H198V164L196 163ZM239 165L241 166V164H239ZM260 165H261V163H260ZM260 165L258 166V169L260 168ZM263 166H264V164H263ZM263 166H261V167H263ZM149 167L147 166L146 168H149ZM166 168H165V170H166ZM236 168H235V170H236ZM262 169H264V167ZM115 170H117V169H115ZM149 170H150V168H149ZM147 171H145V172H147ZM127 172H128V174H127ZM134 172H136V171H134ZM140 172H139V174H141ZM237 172H238V170H237ZM256 172H257V170L255 169V174H256ZM106 173L107 172H105V174ZM119 173H117V174H119ZM204 173L205 172H202V175ZM131 174H133V171L131 172ZM131 174H129L130 175L129 177H131ZM142 174H144V172ZM170 174H171V176L173 175V177H170ZM258 174H260V173H258ZM211 175L214 177V179H215L214 181H213V177H212V180H211V178H210ZM122 176H121V178L123 179ZM208 177L210 178V180L208 179ZM252 177H251V179H252ZM261 178L262 177L260 175V179ZM263 178H264V176H263ZM243 179L246 181L245 178H243ZM260 179L259 180L256 179V181L257 180L260 181ZM123 180H125V177H124ZM126 181H127V179H126ZM105 182H106V179H105ZM122 182H124V181H122ZM129 182L130 183L132 182L130 180V178L128 180V183ZM124 183L127 184L126 182H124ZM124 183L121 184L122 187H123V185L125 186ZM245 183H243V184H245ZM250 183H252V182H248V184H250ZM132 184L133 183H131V185ZM135 184L136 183L134 182V185ZM160 184H159V186H160ZM95 185H98V184H95ZM104 185L106 186L108 184H102L100 186V188L102 186H104ZM138 185H140V184H138ZM153 185L155 186V184H153ZM251 185L252 184H250V186ZM260 185H261V183H260ZM141 186H144V185H141ZM242 186L243 185L241 184V187ZM255 186H258V184H256V185L254 184V187ZM95 187H97V186H95ZM122 187L120 188V190L122 191L121 194L124 193L125 196H124V198H123V196L121 197L124 200V202H123L122 199H120L121 200L120 203L125 204L127 207L132 206V204H134V203L137 204V205H140L139 207L143 206L144 209H145V213H143V214H144V222L146 224L145 227L147 228L146 230H148L149 233L152 230H155L157 237L158 236H162L163 237V240L165 242L164 244L166 246H168L169 249L171 248L172 251H175L177 253L176 254L174 252L176 256L177 255L182 256V257H184V259L185 258L186 259L188 258L189 260L187 259V263L188 264H191L190 262L192 260L190 261V256H192V254H195V253H193V250H196L198 248L200 250V248H203V246H204L203 241H201L202 240L201 235L203 234V233H201L202 230H200L198 228L199 231L197 230V232H200L199 233V236L200 237L199 236H198V238L197 237L196 238L193 237L195 239L194 243L187 242L188 239H186V242L182 241L181 239L178 238L179 236L175 237L176 234L173 235L174 234L173 233L174 231L172 232V231H169L168 230L169 228L167 229L166 223H164V219L165 218H162L163 217V214H161L162 216L160 214H157V216L159 215L161 217H156V218H154L153 217V214H151V212H154L153 210L150 212L151 205L153 203H155L156 202V199H157V198L156 199L154 198V197H156L155 194L151 195L148 198V197H145V195L142 192H140V190L138 188H136L135 186L134 187L133 186H129L128 188L124 189L126 192H124V190H122L123 189ZM248 187H249V185H248ZM251 187L253 188V185ZM156 189L159 191V188H156ZM167 189H165L163 191H166ZM183 189L185 190L184 187H183ZM262 189H264L263 186H262ZM148 191H150V190H148ZM151 191H153V190H151ZM158 191H156V192H158ZM220 191L222 192L221 194H223L222 197L224 198V199H221L224 202L222 204H224L225 207L228 209V211H229L228 213L229 214L228 213L227 214L230 215V217H231V218L228 217L229 218L228 220H226V218H224L225 215H223V213H222L223 212V210H222L223 207L220 208V209H218L216 207L217 205L215 203L213 204L211 202V201L214 202V200L216 199L215 198L216 195H218L220 193ZM191 192H193V191H191ZM199 192H198V194H199ZM253 192L255 193V191H253ZM150 194H152V193L150 192ZM205 194H203V195L205 196ZM221 194H219V196ZM250 194H251V192H250ZM261 194H262V196H264L263 193H261ZM161 195L163 196V194H161ZM256 196H258V195H256ZM166 198L167 197H166V194H165V199ZM240 198H244V197H240ZM262 198H264V197H262ZM154 199H155V202H154ZM162 199H164V197L163 198L162 197L160 198V200H162ZM169 199H170V197L168 195V199L167 200H169ZM182 199H184V198H182ZM189 201H187V202L189 203ZM253 201H254V199H253ZM162 202H160V203H162ZM164 202H168V201L164 200ZM183 202H184V200H183ZM260 202H263V201H260ZM185 203H186V201H185ZM256 203H258V202H256ZM259 203H258V205H259ZM123 204H121V205H123ZM125 205H124V208H125ZM137 205H134V206H137ZM170 205L169 204H167V205L165 204V207H166L165 209L167 211V214H166L167 216L166 217L167 218L168 217L170 218V216L173 217V218L177 217L178 220H179V223H180L178 225H180L182 227V228L179 227V229H183V227H184L185 228V231H190V233H189V235H190L192 233L191 232L192 229L190 230L189 228H193L194 223L192 225H190L191 224L190 222H192L193 220H191L189 223L187 222V221H189L188 219H189V213L190 212L186 210V208H185L186 205L185 206L183 205L184 206L183 207L184 209H177V206H176V209L177 210H175V208L172 207V204H170ZM187 205H189V204H187ZM261 205H263V204H261ZM162 206H164V204H162ZM179 207L180 206H178V208ZM245 207H243V208H245ZM122 208H123V206H122ZM136 208L137 207H135V210H136ZM238 208H240V209L238 210ZM248 208H249V206L246 207V209H248ZM254 208H256V207H254ZM139 209H141V208H139ZM163 209H164V207H163ZM250 209H252V208H250ZM250 209H248V211H250ZM137 210H138V208H137ZM123 211L126 212L125 209ZM131 212H133V210ZM138 212H139V210H138ZM163 212H165V210ZM127 213H129V212H127ZM255 213H256V210H255ZM113 214L108 216V219H109V222H110V224H109V229L110 230L109 231H112V233L110 232L111 234H116V235L118 234V236L120 235V237H122L124 239L123 241L121 239L122 246H120V247H122V251L129 258V264H138V261H140L141 263H142V261L143 262L144 261L145 262L148 261L149 259L147 258L146 251L143 250V249H140L142 247H140L139 249H133L132 248V243L135 242L134 241L135 238H134V236H132L133 233L131 235L132 236L131 238H134V239L131 240V238H129L130 237L129 234H130V232L132 230L130 229L131 230L130 231L127 228V226H126L127 224L126 225L124 224V223H126V222H124L125 219H121V218H123L122 217L123 215L121 217H118V216L113 215ZM169 214H172V215L168 216ZM243 214H246V213L243 212ZM174 215H175V217H174ZM260 215H261V213H260ZM187 217H188V219H187ZM194 217H195V215H194ZM106 219H107V217H106ZM108 219H107V221H108ZM254 219H256V217ZM246 220L248 222V219H246ZM251 220H253V219H251ZM199 221H197V222H199ZM177 222L178 221H176V223ZM194 222H196L195 219H194ZM168 223H170V222H168ZM201 223L203 224V222H201ZM256 224H257V222H256ZM170 225H171V223H170ZM170 225H167V226H170ZM189 225H190V227H189ZM225 225H226V223H225ZM237 225H236V228H237ZM254 225L255 224H253V226ZM198 226L199 225H197L195 227L197 228ZM257 226H256V228H257ZM229 227H231V224H230ZM201 228L203 229L202 226H201ZM206 228H207V226H206ZM206 228L203 229V230H207L208 229V228L207 229ZM231 228H229V229L231 230ZM173 229H175V227ZM210 229H209V231H210ZM156 230H158V231H156ZM230 230L229 231L225 230V231L226 232H229L231 234V236L229 235V238L230 237L232 238V234L233 233L236 234V233L233 232L234 231L233 228H232V230H233L232 233L230 232ZM209 231L207 230L206 232L208 233ZM216 231L215 232L213 231V234L210 235L213 238L210 237V236H208L209 233L206 234L207 237H210V239L212 238L213 240H216L217 238L215 236H217V235L213 236L214 233H216ZM243 231H241V232H243ZM157 232H158V234L159 233L160 234L158 235ZM171 232H172V234H171ZM193 232H195V231H193ZM210 232H212V230ZM220 232H219L220 233L219 235H221V236H220L219 240H221V238L224 237L225 234H227L226 232H223L225 234H223L222 231H220ZM241 232L239 231V233H240L239 234V238L241 237ZM185 235H188V234H185ZM185 235H184V237H185ZM206 235H204V236H206ZM234 236L236 237V235H234ZM110 237H111V235H110ZM184 237H182V238H184ZM207 237H206V239H207ZM214 237L216 239H214ZM126 238H128V239H126ZM190 238H192V237H189V241H190ZM199 238H201V239H199ZM224 239H226V241H227L228 238H224ZM224 239L222 238V241H224ZM234 239H238V238H234ZM113 240H115V239L113 238L112 241ZM119 240L118 241L115 240V242H119ZM184 240H185V238H184ZM219 240H217V242L215 241L214 243H212L210 241V243H208V245L210 244L212 246V244H214V246H215V243H218ZM160 241H162V240H160ZM191 241H193V240L191 239ZM229 241L230 240H228L227 242H229ZM234 242H236V241L234 240ZM220 243H219V246H220ZM237 243H233V244L232 243H228V245L230 244L231 246H235L237 248V247H239V244H237ZM137 244H138V242H137ZM164 244H162V245H164ZM205 245H206V243H205ZM217 246H215V247H217ZM227 246H225V247L227 248ZM215 247H213V248H215ZM223 247H224V244H223ZM240 247H243V245L242 246L240 245ZM240 247L238 249H240ZM246 247L247 246H245V249H247ZM218 248L220 250V247H218ZM204 249H202V250H204ZM241 249H243V248H241ZM171 250H170V252H171ZM246 251L247 250H245V251L243 250V252H246ZM249 251L250 250H248V252ZM241 252H242V250H241ZM174 253H173V255H174ZM197 253H198V251H197ZM207 253H208V251H207ZM207 253L205 252L204 253V257H202L201 254H200V252H199L200 257L196 256L197 255L196 254V255H194L193 259L196 256V260L199 261V263H201L203 261L201 264H205V262H207L209 259H211V258H208V256L210 255V254H208V256L206 257V259L208 258V260H205V254H207ZM239 253H237V255ZM173 255H171V256L173 257ZM239 255H241V254H239ZM177 257L176 258L174 257V258L176 260H178ZM258 258H259V260H258ZM180 259H182V258H180ZM180 261L184 262L183 259L180 260ZM145 262L143 264H148V262H146V263ZM193 262L194 261H192V263ZM208 263L211 264L212 261H211V263L210 262H208ZM208 263H206V264H208Z\"/></svg>","mask_w":264,"mask_h":264}]
</instances>
